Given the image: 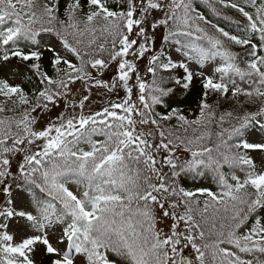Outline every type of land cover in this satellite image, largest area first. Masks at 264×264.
<instances>
[{"label": "snow or ice", "instance_id": "snow-or-ice-1", "mask_svg": "<svg viewBox=\"0 0 264 264\" xmlns=\"http://www.w3.org/2000/svg\"><path fill=\"white\" fill-rule=\"evenodd\" d=\"M0 264H264V0H0Z\"/></svg>", "mask_w": 264, "mask_h": 264}, {"label": "trees", "instance_id": "trees-1", "mask_svg": "<svg viewBox=\"0 0 264 264\" xmlns=\"http://www.w3.org/2000/svg\"><path fill=\"white\" fill-rule=\"evenodd\" d=\"M203 6L201 5V8H202Z\"/></svg>", "mask_w": 264, "mask_h": 264}]
</instances>
